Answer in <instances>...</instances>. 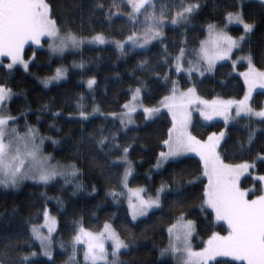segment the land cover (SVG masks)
Segmentation results:
<instances>
[{
	"label": "trees",
	"instance_id": "16d2710c",
	"mask_svg": "<svg viewBox=\"0 0 264 264\" xmlns=\"http://www.w3.org/2000/svg\"><path fill=\"white\" fill-rule=\"evenodd\" d=\"M151 2L155 7L149 8L148 12H155L157 16L163 14L166 21L180 10L181 3L198 4L199 8L190 15L187 23L179 26L166 23L161 29L164 38L153 40L145 48L131 44L123 50L114 45L87 46L64 56H55L47 50L48 40H45L42 48L32 45L26 48L25 58L30 62L28 69L20 66L8 69L5 64H0V83H5L14 93L6 103L7 112L18 117L15 125L19 132L25 133L26 125L37 128L41 135L49 138L45 151L54 157L53 160L75 164L80 172L76 180L61 178L46 185L27 181L19 188L0 186V252L6 253L8 260L19 262L26 255L29 257L27 264H67L76 254L77 264H88L84 259L85 247L75 249L72 246L79 224L99 232L105 223H112L128 245L121 253V264H176L172 259L163 258L162 251L169 244L168 229L181 213L196 223L198 248L203 247L213 234L227 232V227L205 206L208 178L203 175V162L199 158L185 157L182 164L169 162L162 170H154L159 153L166 149L162 142L168 139L169 129L173 126L169 113L162 112L148 120L143 112H139L135 115L136 125L126 128L109 114L122 112V106L130 101L132 90L137 87L143 89L146 105H157L171 93L170 81L174 80L179 81L182 89L195 87L207 99L242 98L246 85L235 73L233 63H220L211 74L189 76L172 70L175 65L172 57L180 48L197 49L206 38L210 24L222 27L228 12L236 13L242 9L245 20L253 24L254 29L246 35L235 58L250 54L256 66L264 69V3L256 0ZM48 3L58 27L71 30L79 37L102 33L126 41L133 33L139 36L144 31L143 24L130 19L132 7L127 0H48ZM138 19L143 20V16ZM228 30L235 37L245 36L241 26H232ZM81 64L83 67H79ZM246 66L240 64L239 68L242 70ZM58 67L68 69L67 79L50 87L44 86L40 80L53 76ZM92 78L96 83L89 88L86 82ZM263 105L264 92H258L253 98V106L260 109ZM97 107L99 112L93 113ZM81 110L89 113L87 120L79 117ZM221 131L227 134L220 148L223 160L228 164L254 162L255 168L244 177L242 185L254 187L251 196L261 194L262 184L255 177L264 176V163L255 158L264 153V121L243 116L230 125L224 121L204 123L195 113L192 133L198 139L206 140L211 133ZM113 134L117 137L116 144L130 146L129 158L135 165L130 180L132 187H146L154 196L162 184L171 186V190L162 195V206L137 222L130 214L127 191L119 182L127 168L117 159L123 153L108 142ZM249 135L253 137L251 151H242L240 146L243 144L247 148ZM89 136H94L95 140H89ZM101 136L108 137L103 150L96 146ZM196 177L199 179L194 184H187ZM113 191L120 193L115 199L109 194ZM46 208H50L58 219L52 259L43 255L41 245L32 235V226L43 222L39 213ZM210 264H247V260L238 262L221 258Z\"/></svg>",
	"mask_w": 264,
	"mask_h": 264
},
{
	"label": "snow or ice",
	"instance_id": "6c2138e0",
	"mask_svg": "<svg viewBox=\"0 0 264 264\" xmlns=\"http://www.w3.org/2000/svg\"><path fill=\"white\" fill-rule=\"evenodd\" d=\"M131 4L132 12L129 14L130 19L144 25V31L137 36L135 33L127 38L131 42L132 47L145 48L153 40H162L164 38L161 29L166 23L173 25L186 22L188 17L199 8L198 4L179 5L180 10L177 11L170 21H166L163 14L157 16L155 12H148L149 8H154L151 0H127ZM99 7H103L100 5ZM143 10V11H142ZM111 14V13H110ZM143 16V20L138 17ZM228 21H235L243 26L245 34L253 29V24L246 23L240 13L228 12L226 14ZM210 40L201 42V48L198 57L201 63L206 61V70H211L215 61L223 59L230 55L232 50L240 49L241 44L245 41V36L231 37L223 32L215 30L214 25H209ZM42 37H48L53 41L49 46L53 53H63L65 49L79 48L84 39L77 36L71 30H63L58 27L56 20L52 18V6L47 0H0V56L11 58V63L7 65L8 69L13 67L15 63L23 64L25 69L28 68V61L23 60L22 52L24 45L28 41H34L40 44ZM89 43H106V38L102 33H98L91 38ZM118 43V47L123 50L124 44ZM35 54H33V58ZM175 65L172 70L179 73L181 70L191 74L193 71L192 61L185 60V49L180 48L178 54L172 57ZM248 60V70L241 73L247 91L240 100H221L215 99L211 102L200 100L196 95L194 87H189L186 92H181L176 87V81H170L173 85L171 95L161 100V106L167 108L172 114L173 126L169 129L168 139L163 140V146L167 151L159 153L156 167L159 168L161 163L182 164L184 157L188 153H196L203 162V175L207 176L208 184L205 188L206 200L204 203L211 206L216 211L218 219L227 220L230 227L227 236L213 234L207 241V247L199 252H192L190 248L185 247L184 251L190 258V264H206V261L212 260L218 255H232L247 260V264H264V194L256 195L254 199H248L249 192L254 193V189H242L240 187L241 177L250 170L255 168L254 162L245 161L240 164H227L221 159L217 148L224 139L225 132H213L208 135L206 140L197 139L188 131L190 122L189 106L193 103L204 105L202 115L207 120H211L213 116H223L225 121L233 106L236 108V115L241 113L249 117H258L264 121V108L259 111L254 110L250 106V100L253 90L257 85L264 87V71L257 69L251 60V56L244 57ZM187 62L189 67L184 69L183 64ZM143 63V62H142ZM235 64V61H233ZM83 67V64L79 65ZM199 72V69H196ZM54 75L42 81L45 86L53 82L64 79L67 71L58 67L54 70ZM201 76L203 72H199ZM169 80L167 76L164 77ZM96 83L95 79H89L87 85L91 88ZM143 83V82H141ZM132 103H126L122 107L123 112L109 114L112 118L118 119L123 127H127L132 123L131 116L135 112L134 103L141 97V88L137 87L132 90ZM14 95L13 90L5 83H0V185L4 187H16L24 179H32L43 184L55 180L59 176L77 174L76 165H61L59 163L52 164L54 157L44 155L42 145L45 139L39 134L38 130L26 125L27 131L24 134L19 133L15 125L18 117L10 114H4L3 104L10 100ZM146 119L152 118L159 113V108H144ZM99 112L98 108L93 109V113ZM58 115V113H57ZM79 117L87 120L89 113L83 110L79 111ZM103 131V129H101ZM89 140H95L94 136H89ZM117 137L113 134L111 140L108 137L101 136L96 141V146L103 150L106 147V141L123 155L117 159L128 165L124 169L120 178L121 187L127 188L128 178L132 175V163L128 159L129 147H123L115 143ZM58 143V141H53ZM253 143L252 135L248 137V146L241 144L242 151H251ZM256 160L264 163V153L257 154ZM28 160L31 168L28 172L24 171V161ZM113 163H116L113 161ZM71 168L72 171L67 173L61 169ZM187 181L188 185H192L198 180ZM260 181H264V176H259ZM80 185H77L79 188ZM179 188V183L177 184ZM95 191V189H93ZM166 190L170 191L171 186L162 184L156 189L155 195H150L146 189L139 188L129 190V208L131 210L132 219L137 216H144L149 209H156L161 206V194ZM264 192V189H261ZM114 199L120 195L115 191L109 193ZM179 195V192L177 193ZM133 198L135 203L132 202ZM39 215H42L45 221L44 225L39 228L32 226V235L40 241L42 247L46 249L45 255L50 256L47 246L50 241L51 233L54 230L56 220L50 216L47 209H44ZM48 235H44L41 228H45ZM193 228L192 221H185L184 214L181 213L177 217V223L169 227L170 234L169 247L164 252L180 251L175 243L183 242L187 244V238L190 236ZM112 241V256L114 259L108 264H119L118 253L121 248H127L128 245L122 240L115 229L108 223L103 225V230L99 233H93L87 229L80 227L79 231L73 237V246L81 241L86 245L85 259L90 260L92 264L97 261L106 260L108 255L105 248V241ZM173 240L175 243H173ZM31 255H35L32 253ZM7 254L0 252V264H27L29 257L22 256L20 261L8 260Z\"/></svg>",
	"mask_w": 264,
	"mask_h": 264
},
{
	"label": "rangeland",
	"instance_id": "374dc122",
	"mask_svg": "<svg viewBox=\"0 0 264 264\" xmlns=\"http://www.w3.org/2000/svg\"><path fill=\"white\" fill-rule=\"evenodd\" d=\"M242 2H245V1H248V0H241ZM256 1H259V2H262V3H264V0H256ZM47 2H48V0H47ZM236 13H240L241 15H242V18H243V20L246 22V23H248L246 20H245V18H244V16H243V13H242V9L239 11V12H236ZM190 16L188 17V20L186 21V22H182V23H180V24H177V25H175V26H179V25H182V24H184V23H187L188 21H190ZM215 26V30L216 31H218V32H223V33H226L227 35H229V36H231V37H234V38H236L235 36H233L230 32H229V30H228V28L229 27H232V26H241V27H243L241 24H238V23H236L235 21H228V20H226V24L224 25V26H222V27H220V26H216V25H214ZM253 29H254V25H253ZM252 29V30H253ZM251 30V31H252ZM246 35L247 34H245V37H246ZM95 36V35H94ZM105 36V38H106V43H104V44H98V43H89V41L91 40V38L93 37V36H90V37H81V38H83L84 39V41H85V43H83L79 48H71V47H69V48H67V49H65V51L63 52V53H53L52 51H51V49H50V45L53 43V41L51 40V39H49L48 37H42L41 38V41H40V44L39 45H37L34 41H28L25 45H24V48H23V52H22V57H23V60H25V61H27L26 60V58H25V51H26V48L28 47V46H30V45H32V46H35V47H37V48H42V47H44V41L45 40H48V45L46 46V48H47V50H49L53 55H55V56H64L65 54H67V53H69V52H72V51H76V50H79V49H81V48H83V47H87V46H105V45H114V46H116L117 48H119V49H121L120 47H118V43L117 42H119V43H123L124 44V48H125V46L127 45V44H131V42H128L127 40L126 41H119V40H116V39H112V38H110V37H108V36H106V35H104ZM210 32H209V28H208V33H207V36H206V38L202 41V42H204V41H208V40H210ZM149 45V44H148ZM147 45V46H148ZM242 45V44H241ZM200 48H201V45L197 48V49H195V50H188V49H185V60L186 61H192V68H193V71H192V73L191 74H189V73H187V72H185V71H183V70H181V72H179V74L180 73H185V74H188L189 76H192L193 74H199V72H203L204 73V75H207V74H211V73H213L214 72V70H215V68L217 67V65L218 64H220V63H224V62H231V63H233V61H235V64H234V66H235V73H237L240 77H242V79H243V81H244V78H243V76L242 75H240L241 73H243V72H246L247 70H248V60L247 59H243L244 57H249V56H251L250 54H242V55H240L239 57H237V58H235V53H236V51L238 50V49H233L232 50V52L230 53V55L229 56H227V57H224L223 59H220V60H217V61H215V63H214V65H213V67H212V69L209 71V70H206V61L204 62V63H201V61H200V59H199V57H198V53H199V50H200ZM8 60V61H7ZM251 60H252V64L257 68V69H259V70H261V71H264V69H261V68H259V67H257L256 66V64L254 63V60H253V58H252V56H251ZM12 61H11V58L10 57H7V56H0V64H5L6 66L9 64V63H11ZM29 64H30V62L28 61V67H29ZM240 64H246L247 66H246V68L245 69H240L239 68V65ZM17 66H20V67H23V64H21V63H15V64H13V67L12 68H15V67H17ZM189 67V64L187 63V62H185L184 64H183V68L184 69H186V68H188ZM24 68V67H23ZM61 68H64V69H66V71H67V76L64 78V79H61V80H59V81H56V82H53L52 84H49L48 86H46V87H50V86H52V85H56V84H59V83H61V82H63V81H65L66 79H67V77H68V69L67 68H65V67H61ZM199 69V72H197L196 71V69ZM25 69V68H24ZM28 69V68H27ZM200 75V74H199ZM203 75V76H204ZM51 77V76H50ZM46 78H48V77H46ZM46 78H42L40 81H41V83H42V81L44 80V79H46ZM95 81H96V79H95ZM174 81H176L177 82V84H176V87H178L179 89H180V91L181 92H186L187 91V89H182L181 88V85H180V83H179V81L178 80H174ZM245 82V81H244ZM87 83V82H86ZM43 84V83H42ZM44 85V84H43ZM95 85V84H94ZM94 85L92 86V87H94ZM245 85H246V91H247V84L245 83ZM45 86V85H44ZM172 87H173V85H172ZM195 88V87H194ZM195 90H196V95H197V97L200 99V100H205V101H209V102H211V101H213V100H215V99H221V100H240V99H242V98H240V99H224V98H214V99H207V98H204V97H202L200 94H199V92L197 91V89L195 88ZM258 92H264V87H261V86H259V85H257L256 86V88L253 90V93H252V96H251V100H250V106L254 109V110H256V111H259L260 109H257V108H255L254 106H253V98H254V96H255V94L256 93H258ZM133 95V94H132ZM169 95H171V93L169 94ZM169 95H167V96H169ZM166 97V96H165ZM132 98V97H131ZM11 99V98H10ZM163 99V98H162ZM10 100H8V101H6L4 104H3V108L5 109V112H4V114H9L8 112H7V107H6V103H8ZM161 102V101H160ZM158 103L157 105H155V106H148V105H146L145 103H144V101H143V89L141 88V97H140V99L137 101V102H135L134 103V107H135V112H133L132 113V116H131V120H132V123L131 124H128L127 125V127H132V126H135L136 125V119H135V115L137 114V113H139V112H143L144 113V108H159L160 109V111H159V113H157L155 116H153L152 118H148V120H151V119H155L156 117H158L162 112H167V113H169V115L171 116V118H172V114H171V112L167 109V108H165V107H162L161 106V103ZM127 103H132V99H130V101H128ZM98 108V107H97ZM262 108H264V105H263V107ZM99 109V108H98ZM205 109H204V105L203 104H199V103H193L192 105H190L189 106V109H188V111H189V113H190V122H189V125H188V131L193 135V133H192V125H193V123H194V119H195V113H198L199 115H200V117H201V120L204 122V123H211V122H214V121H224L225 123H227V124H233V123H235L240 117H243V116H247V115H245L244 113H241L239 116H237L236 115V108H235V106H233L232 107V109L230 110V112H229V114H228V119H227V121H225V118L223 117V116H213V118L211 119V120H207V119H205V117L202 115V112L204 111ZM123 111H124V109H123ZM122 111V112H123ZM121 113V112H120ZM117 114H119V113H117ZM145 114V113H144ZM145 116H146V114H145ZM111 117V116H110ZM254 117V116H253ZM255 118H258V117H255ZM258 119H261V118H258ZM173 121V120H172ZM12 127H16L17 128V126L16 125H11ZM18 129V128H17ZM35 129H37V128H35ZM38 130V129H37ZM19 131V130H18ZM39 132V131H38ZM19 133H21V132H19ZM21 134H24V133H21ZM39 134H40V132H39ZM41 135V134H40ZM43 136V135H42ZM194 136V135H193ZM44 137V136H43ZM196 137V136H195ZM226 137H227V134H226V132H225V136H224V139L223 140H221V142H220V144H219V146H218V148H217V151H218V153H219V155H220V157H221V159H223V157H222V154L220 153V148H221V145H222V143H223V141L226 139ZM47 138V137H46ZM197 138V137H196ZM198 139V138H197ZM48 139H45L44 140V142H43V145H42V152H43V154L44 155H47V156H51L50 154H48L46 151H45V144H46V141H47ZM201 140V139H200ZM166 148V147H165ZM165 151H167V148L165 149ZM52 157V156H51ZM186 157H197V158H199L200 160H201V158L199 157V155L198 154H196V153H188L187 155H186ZM185 158V157H184ZM128 159L130 160V158H129V152H128ZM131 161V160H130ZM202 161V160H201ZM224 161V160H223ZM119 162H122V161H120L119 160ZM225 162V161H224ZM58 162H55L54 160H52V164H57ZM131 163H132V175L128 178V181H127V188H125L126 189V191H127V202H128V207H129V197L131 196V192L129 191V190H135V189H139V188H143V189H146L147 190V188L146 187H142V186H140V187H132L131 185H130V180H131V178L133 177V175H134V173H135V165H134V163L131 161ZM226 163V162H225ZM59 164H61V165H72V164H62V163H59ZM168 163H161V166L159 167V168H157L156 167V165H157V163L155 164V166H154V170L155 171H160V170H162L166 165H167ZM228 164V163H227ZM127 167H128V165H127ZM30 168H31V164H30V162L28 161V160H25L24 161V171H26V172H28L29 170H30ZM76 169L78 170V167L76 166ZM62 171H66L67 173H70L71 171H72V169L71 168H67V169H61ZM252 171L253 170H250V172L249 173H246L244 176H242L241 177V181H240V187L242 188V189H254V187H252V188H245V187H243V185H242V180L244 179V177H246L247 175H250L251 173H252ZM79 174H80V172H79V170L77 171V174L75 175V176H72V175H67L66 177L65 176H59V177H57L55 180H53V181H49L48 182V184H50V183H52V182H54V181H56V180H58V179H67V178H70V180H73V179H77L78 177L77 176H79ZM259 176H262V175H256V180H258V181H260L259 179H258V177ZM27 181H29V182H35V183H39V184H43V183H40V182H37V181H33L32 179H24V180H22L20 183H19V185L18 186H16V187H14V188H19V187H21L22 186V184L24 183V182H27ZM261 182V184H262V189H264V181H260ZM0 186H2V185H0ZM255 190V189H254ZM167 191V190H166ZM261 194H264V192H262ZM261 194H259V195H261ZM162 195H163V193L161 194V197H160V200H161V206H162ZM256 196V195H255ZM255 196H251V192H249V194H248V199H254L255 198ZM132 202L133 203H135L136 201H135V199L133 198V200H132ZM160 206V207H161ZM205 206L207 207V208H209L210 210H212L213 211V213L215 214V217H216V220L219 222V223H222V224H224L226 227H227V232L226 233H224V234H220V233H215V234H219L220 236H227L228 234H229V231L231 230L230 229V227H229V225H228V222H227V220H224V219H218L217 218V215H216V211H215V209H213L211 206H209V205H206L205 204ZM159 207V208H160ZM159 208H156V209H149L148 210V212H147V214L146 215H144V216H137V218L135 219V220H133V221H135V222H137V221H139L140 219H142V218H144V217H146L149 213H151L152 211H155V210H157V209H159ZM47 210H48V212H49V214H50V216L51 217H53L55 220H56V224L54 225V230L52 231V233H51V237H50V241H49V243H48V246H47V251H49L50 253H51V255L50 256H48V255H45V251H46V249L44 248V247H42V250H43V255L45 256V257H47V258H49V259H52L53 258V256H54V248H53V237H54V235L56 234V232H57V230H58V219H57V217L54 215V214H52V212H51V210H50V208H46ZM129 210H130V208H129ZM130 214H131V210H130ZM131 217H132V215H131ZM185 217V216H184ZM185 221H192L193 222V228H192V231H191V234H190V236H188V238H187V244L185 245V243H183V242H180V243H175V241L173 240V243H175V246L180 250V251H178V252H172V251H167V252H164L163 253V258H167V259H172L173 261H175L176 262V264H190V259L191 260H194L195 258H190L188 255H187V253L184 251V249H185V247H188V248H190L191 249V251L192 252H199V251H201L202 249H204L205 247H207V241H208V239L205 241V245L203 246V247H201V248H198L197 247V242H196V240H195V237H196V235H197V227H196V223L193 221V220H190V219H188V218H186L185 217ZM177 223V221L174 223V224H176ZM45 224V221H44V219H43V222L41 223V224H39V225H36L38 228L41 226V225H44ZM108 224H110L114 229H115V227L112 225V223H108ZM173 225V224H172ZM80 227H83V228H85L82 224H79V228H78V231H79V229H80ZM86 229V228H85ZM41 231H42V233L44 234V235H48V232H47V230H46V227L45 228H41L40 229ZM88 230V229H87ZM103 230V229H102ZM101 230V231H102ZM88 231H90V232H93V233H99V232H95V231H91V230H88ZM115 231L119 234V232L115 229ZM119 236H120V238L122 239V240H124L122 237H121V235L119 234ZM170 234H169V241H170ZM38 242H39V244H40V241L39 240H37ZM124 242H125V240H124ZM126 243V242H125ZM41 245V244H40ZM72 246H73V241H72ZM79 246H84L85 247V252H86V250H87V248H86V245L83 243V241H81L79 244H76L75 245V249L77 248V247H79ZM168 247H169V244H168ZM167 247V248H168ZM105 248H106V250H107V253H108V255H107V257H106V260H100V261H97V264H108V262H110V261H112L113 259H114V257L112 256V241L111 240H106L105 241ZM166 248V249H167ZM125 250V248H121L120 249V251H119V253H118V261H119V264H121V253H122V251H124ZM85 254V253H84ZM221 258H228V259H231V260H233V261H238V262H242L243 260H245V259H241V258H238V257H236V256H232V255H218V256H215L212 260H209V261H206V264H210V263H213L214 261H216V260H218V259H221ZM84 259H85V255H84ZM85 261H86V263H88V264H92V262L90 261V260H86L85 259ZM78 262L76 261V254H73L72 255V257H71V259L69 260V262L67 263V264H77Z\"/></svg>",
	"mask_w": 264,
	"mask_h": 264
}]
</instances>
